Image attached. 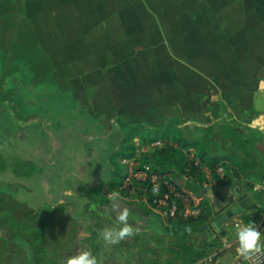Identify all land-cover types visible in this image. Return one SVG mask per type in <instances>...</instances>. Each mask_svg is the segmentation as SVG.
<instances>
[{
  "label": "crops",
  "instance_id": "1",
  "mask_svg": "<svg viewBox=\"0 0 264 264\" xmlns=\"http://www.w3.org/2000/svg\"><path fill=\"white\" fill-rule=\"evenodd\" d=\"M0 61V264H65L85 250L98 264L129 263L87 220L96 214L114 227L127 209L135 230L120 242L124 249L149 224L148 209L109 188L119 121L175 125L192 138L234 122L264 166V0H0ZM17 72L21 79L4 89L6 75ZM64 114L76 126H64ZM114 135L110 180L95 187L90 163ZM250 182L254 191L262 183ZM215 183L217 218L239 191L251 196L244 185L234 193ZM91 188L105 190L107 205L89 201ZM208 192L195 195L211 199ZM261 202L250 224L262 233ZM237 249L207 262L231 264Z\"/></svg>",
  "mask_w": 264,
  "mask_h": 264
},
{
  "label": "trees",
  "instance_id": "2",
  "mask_svg": "<svg viewBox=\"0 0 264 264\" xmlns=\"http://www.w3.org/2000/svg\"><path fill=\"white\" fill-rule=\"evenodd\" d=\"M122 131L120 149L110 158L111 180L110 189H119L126 177V169L121 166L119 160L134 156V139L139 137L143 144L158 140L167 143L164 149L156 150L150 155L141 158V162L149 165L152 172H169L176 170L179 175L186 174L192 177L196 185L206 181V171L213 181L230 187L244 185L253 200L262 204V195L254 191V183L250 181L264 182V166L252 155L250 144L244 140L243 132L234 122L220 127H212L206 130L199 139L188 137L175 125L149 129L144 126L128 125L118 122ZM223 167L224 177L220 178L216 172ZM197 181L199 184H197ZM198 191V188H196ZM262 196V197H261ZM91 203L107 205L109 198L102 188H94L87 192ZM202 214L195 219L171 220L163 225V235L168 243L163 247L164 260L142 261L141 264H198L208 260L213 252L220 246L218 239L204 242L206 231H201L205 225L209 226L215 219L213 210L205 202H201ZM242 220L245 224L257 221L261 216V210H242ZM148 210V217L151 216ZM216 256L215 259L219 257ZM214 261V260H213Z\"/></svg>",
  "mask_w": 264,
  "mask_h": 264
},
{
  "label": "built area",
  "instance_id": "3",
  "mask_svg": "<svg viewBox=\"0 0 264 264\" xmlns=\"http://www.w3.org/2000/svg\"><path fill=\"white\" fill-rule=\"evenodd\" d=\"M262 120L261 134L264 138V109L260 116ZM134 156L120 160L121 166L126 169V177L119 188V192L127 196H134L132 203L145 207L151 213H157L164 223L171 220H188L198 218L202 214L201 202L203 199L197 197L193 191L185 187V184L196 185L195 181L186 174L179 175L176 170L169 172H152L149 165L141 162V158L150 155L156 150L164 149L165 141H155L143 144L135 141ZM208 182L212 181L211 175L206 171ZM222 178L225 175L223 167L216 172ZM208 186L205 185L204 189ZM264 198V182L255 188ZM208 264H215L209 260ZM231 264H264V251L253 254L248 258L238 257Z\"/></svg>",
  "mask_w": 264,
  "mask_h": 264
},
{
  "label": "rangeland",
  "instance_id": "4",
  "mask_svg": "<svg viewBox=\"0 0 264 264\" xmlns=\"http://www.w3.org/2000/svg\"><path fill=\"white\" fill-rule=\"evenodd\" d=\"M9 64V70L12 68V59L8 60ZM3 63L0 61V77H2V69H3ZM5 69H8V67H6ZM8 71V70H6ZM20 73H13V74H9L6 75L5 78V84H4V89L8 86H12L16 79H21ZM63 119V125L65 126H69L70 128H72L74 125L76 126V119L75 116H71L70 114H64L62 116H60L58 118ZM86 127L83 126V130H88L85 129ZM192 138V137H190ZM200 137H193V139H199ZM118 137H116V135L113 136V138H111L109 143H104L103 145L99 146L98 149V155L96 160H94L93 163H90V165L92 166L93 171L98 174V178L96 179V183L93 184V186L95 187H100V186H104L106 184H108L109 180H110V172H109V168L107 167L106 163H107V158L108 156L111 154L112 151H114L113 147H114V143L115 140L117 141ZM71 143V142H70ZM86 149H88V147L83 146ZM70 148H73V146ZM83 153H79L78 157L80 158V160L84 159L82 158ZM212 182H214L213 180L211 182H208V179L206 177V181L204 183H200V186L195 187L194 191L197 195H205V192L209 190V194L211 196V199H205V202L210 206L209 208L211 210H213V212L216 213V217L215 219H217L218 217V211H216V206L214 205L213 201L215 200L214 198V189H211L210 186L212 184ZM197 184L198 181H197ZM216 184V183H215ZM207 185L208 189L205 190L204 186ZM219 188L225 186V184H219L218 185ZM185 187L187 188H193V185L191 186L190 184H185ZM88 188V187H87ZM196 188H198V191L196 190ZM232 191L235 193L238 190V187H231ZM43 189V186H42ZM93 189V188H91ZM90 189V190H91ZM224 194V193H223ZM51 195L57 196L56 193L53 191H51ZM122 195V194H121ZM123 197L129 199V200H133L134 196H127L126 194L122 195ZM30 202L32 203L33 198L29 199ZM87 206H84V208L87 207V209L89 208L90 210L92 207L90 204L86 203ZM85 204V205H86ZM88 209V210H89ZM88 213V211H87ZM95 214V213H94ZM215 219L212 221V223L209 224V228L206 230V234L203 236V241L204 242H210V241H214L216 239H218L220 242V246L218 248V250L216 252H213L209 257L210 258H216L217 254L220 255H224L228 252L231 251V249L233 247H238V240H237V233H234L235 229L237 228V224H241L242 220V214L240 213L238 216H234L231 220H229L227 223L223 224L222 226L219 227L218 230H215L212 226L215 223ZM88 222L89 221H94L97 224V230L94 233V236L99 239L100 238V233L105 229V228H110L113 227L112 224H110L108 221H105L101 218H98L97 215H93L90 214V216L87 217ZM149 224L145 227V229L143 230V236L141 237V240L139 241V243H137L134 247H126L125 249L123 247L120 246V243L117 245H114V252L116 255L120 254V255H125L127 258V262L126 264H141L142 261L148 260V261H162L164 260L166 257L163 254V247L165 248V246L168 243V239L164 237L163 235V225L164 222L161 219V217L157 214V213H152L150 216V219L148 220ZM109 223V224H108ZM136 223V222H135ZM138 225V223H137ZM110 226V227H109ZM229 229H232V234L229 231ZM135 230V229H134ZM261 232V229L258 230ZM238 232V231H237ZM262 235H264V229L262 232ZM103 242V241H102ZM202 264H208L207 260L205 262H203Z\"/></svg>",
  "mask_w": 264,
  "mask_h": 264
},
{
  "label": "clouds",
  "instance_id": "5",
  "mask_svg": "<svg viewBox=\"0 0 264 264\" xmlns=\"http://www.w3.org/2000/svg\"><path fill=\"white\" fill-rule=\"evenodd\" d=\"M128 210L119 212L116 216L117 224L112 228H105L100 236L106 245L119 244L124 238L134 235V228L127 222ZM238 249L240 256L248 258L253 254L264 251V235L257 230L254 224H248L237 232ZM65 264H98L97 258L90 251H82L78 255L70 256Z\"/></svg>",
  "mask_w": 264,
  "mask_h": 264
},
{
  "label": "water",
  "instance_id": "6",
  "mask_svg": "<svg viewBox=\"0 0 264 264\" xmlns=\"http://www.w3.org/2000/svg\"><path fill=\"white\" fill-rule=\"evenodd\" d=\"M45 190L48 192V185L45 183ZM239 198L236 202L227 209L222 215L216 219L215 223L213 224V228L218 230L220 226L227 223L231 220L234 216H238L242 210H258L259 207L257 204L254 203L252 196L248 194H242V191H239ZM208 227L203 226L201 231H205Z\"/></svg>",
  "mask_w": 264,
  "mask_h": 264
}]
</instances>
